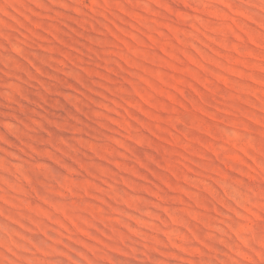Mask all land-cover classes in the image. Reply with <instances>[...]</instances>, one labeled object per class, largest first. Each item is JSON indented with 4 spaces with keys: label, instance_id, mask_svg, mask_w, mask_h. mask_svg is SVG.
<instances>
[{
    "label": "rangeland",
    "instance_id": "374dc122",
    "mask_svg": "<svg viewBox=\"0 0 264 264\" xmlns=\"http://www.w3.org/2000/svg\"><path fill=\"white\" fill-rule=\"evenodd\" d=\"M0 264H264V0H0Z\"/></svg>",
    "mask_w": 264,
    "mask_h": 264
}]
</instances>
